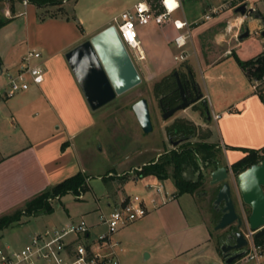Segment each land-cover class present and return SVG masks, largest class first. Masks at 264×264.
Returning a JSON list of instances; mask_svg holds the SVG:
<instances>
[{
	"label": "crops",
	"instance_id": "1",
	"mask_svg": "<svg viewBox=\"0 0 264 264\" xmlns=\"http://www.w3.org/2000/svg\"><path fill=\"white\" fill-rule=\"evenodd\" d=\"M64 1L68 2V0ZM118 1L121 2L122 0H116V2ZM191 1L194 3V0ZM213 1L214 4L212 1L208 4L219 5L223 0ZM253 1L257 3V0ZM259 1L264 2V0ZM184 3L185 0H181V8L177 10L182 12L183 17L175 16L176 18H186L183 12ZM133 4L123 6L121 11ZM201 4L203 5V3ZM21 6H23V9H21ZM31 6L36 14L35 8L37 6L31 2L25 5L23 0H0V16L3 19H10L7 24L0 28V52L3 45L10 48L6 59L0 62V67L2 64L6 65V71L16 70L27 50L35 48L31 45L34 37H36L32 30V27L35 26L34 21L31 23L30 19H25L23 27L20 25V18L27 15ZM206 6H200L203 13ZM235 9L225 7L218 13L213 14L210 19H207L209 21L207 25L200 22L201 18H195V16L191 20L186 18L192 23V37L185 47L188 58L184 61L188 68V75H192L195 83L200 86L210 111V114L206 112V118L203 120L205 112L203 113L202 108L199 107L198 115L200 119L197 124L207 128V138L211 139L212 143H216L217 148L223 149L228 165H232L246 155L244 148L258 149L264 147V102L261 100L259 93L253 89L246 72L238 64L235 57L236 51L234 50L243 41V39H240V32L246 20L250 34L261 29L264 35V29H262L264 28V17L261 16V13L248 15L246 18L245 16H237L238 13ZM112 19V17L106 18L91 31L82 30L79 25L65 20H48L42 23V26H44L48 22H52L51 24L60 27L65 35L70 34L57 48H52L47 43L51 48L49 47L43 58L46 67L44 82L39 85H32L28 90L21 92L18 97L16 95L7 97L2 94L1 89L3 86L0 85V98L10 101L9 110L12 113L8 117V122L6 121L7 127L5 129L12 130V132L20 131V135L16 136L14 142L8 143L6 146L0 145V216L11 209L16 211L23 208L28 200L39 193L77 172H83V170L77 168V155L73 142H69L63 150L64 141L62 142V140L68 138L70 141L75 135L74 133L85 129L91 124V121L97 117V113L91 110L87 103L68 64L65 53L78 43L112 24ZM151 24L158 28L167 43H174L173 39L177 31L171 21H166L163 24L152 22ZM39 28L41 29V27ZM236 34H239V39L235 37ZM142 35H144V31H141V44L144 39ZM19 41H24L27 47L17 56L18 50L15 49L14 44ZM235 41L236 44L233 45ZM179 52L180 49L175 55ZM137 57L139 58V53ZM241 59L247 60L250 58ZM175 62L177 65L183 63ZM197 67L203 79H213L218 84L223 80L234 79L233 91L227 98L219 95L216 99H212L207 84L204 88L202 86L201 77L197 74ZM1 72H3V69H1ZM33 105L38 107L39 112H36L38 119L31 122L36 131L34 136L30 137L24 125L30 121L27 112L30 111V106ZM14 114L19 115L15 118L16 120ZM214 114H219V118L216 119ZM50 124H53V129L44 135L41 130ZM61 128L65 129L63 139L59 131ZM80 158L78 156V162ZM153 177L155 178V176ZM164 180L158 179L159 184H162L168 192L166 197L164 198L163 194H157L148 188L152 193L144 199L150 209L149 212L143 218L121 228L116 234V239L120 241L123 247L121 259L128 249L130 241L126 240V242L122 236L120 237V234L137 222L150 218V214L157 211L158 216L168 225L167 235L171 240L170 243L172 242V256L167 261L168 264H195V260L198 259L186 260L181 256L196 249L198 250L197 255L200 257L210 248L209 256L211 258L208 262L203 261L200 264H223L216 253L210 219L203 212L195 210L198 217H193V221L189 222L183 201L181 203L179 198L180 196L183 198V195L177 194L178 188L174 183H172L174 189H171L167 185L170 180ZM236 195L242 207L243 203L239 193ZM128 197H119L113 193L107 196L105 202L101 201L100 198H96V205L92 208L83 212L67 211L66 215L56 217L59 220L51 217L54 211L46 213L50 217L44 229L61 226L71 221H86L90 224H96L100 209L108 210ZM153 199H156V206L152 203ZM52 203H54V199ZM243 215L242 207V217ZM96 229L99 230V228ZM245 229L246 227H244ZM226 237L227 234L223 237L222 243H224ZM148 258H150V254L147 253L146 259ZM237 262L238 260L231 264Z\"/></svg>",
	"mask_w": 264,
	"mask_h": 264
},
{
	"label": "rangeland",
	"instance_id": "2",
	"mask_svg": "<svg viewBox=\"0 0 264 264\" xmlns=\"http://www.w3.org/2000/svg\"><path fill=\"white\" fill-rule=\"evenodd\" d=\"M137 1L138 0H122L121 2H116V0H68V2H65L63 0V3L59 6L35 8L36 14L31 6L28 9L27 15H23L20 18V25L23 27L25 19H30L31 23L34 21L35 26L32 27V30L36 37H34L31 45L42 51L44 58L50 46L52 48H57V46L64 42L70 34L65 35L64 32L61 31V28L52 25V22H48V24L44 26H42V23L48 20H65L70 21L72 24L79 25L82 30L91 31L108 17H112L113 19L111 22L114 23V18L122 12L121 8L123 6L131 5ZM211 1L212 3L214 2L213 0H194L193 3L191 0H185L183 5L184 15L188 20H191L193 16H195V18H201L200 22L207 25L209 21H207L204 16L210 14L212 9L218 8L219 12L225 7L236 8L244 2H247L249 6H253L257 11L253 13V15L261 13V16L264 17V2L262 3L259 0H257V3H254L253 0H223L219 5L208 4V2ZM201 3H203V5ZM205 5L207 6L203 13L200 6L204 7ZM155 7L157 10L162 9V6L158 3ZM21 9H23V6H21ZM175 16L183 17V14L181 11H177L174 13L173 17L175 18ZM237 16L243 15L238 13ZM41 17L45 19L41 20ZM246 17L247 16H245V18ZM0 19L3 20V17L0 16ZM39 24L40 26H38ZM39 27H41V29ZM245 29H248L247 20L243 23L240 33L245 31ZM138 30L140 36L141 31H144V35H142L144 38L143 43L137 49L139 58L135 55L133 50H129V52L141 75L142 81L134 88L119 95L109 104L95 111L97 117H95L91 121V124L85 129L74 133L75 135H73L70 141L68 138L63 139L65 129L61 128L59 130L62 134V142L64 141L63 150L67 147L69 142H73L77 160L78 156L81 157L79 162L76 160L78 163L76 165L79 170H83L85 173L87 188L83 191L82 198H79L77 194L73 192L64 194L60 199L55 198L53 203L54 214L51 216L54 219H56L57 216L66 215L67 211L83 212L88 210L96 205V198H100L101 201L105 202L107 196L113 193L117 194L119 197H133L138 195L142 198H147L150 193H152L148 190V186L152 183L159 184L160 181H158L156 176L154 178L152 175L138 178V171L145 164L159 160L160 156L169 154V152L175 148L168 137V132L173 129L175 123L181 122L194 128V133L190 138L191 145H196L203 141L212 142L211 139L207 138V128L197 124L200 119L198 115L199 107L202 108L201 110H203V113L205 112V114L202 113L203 120L206 118V109L204 108L202 100L191 104L184 110L178 111L168 119L163 118L159 99L168 90L165 88V85H170V88L177 87L176 78L173 75L175 70L179 71L182 81H187L190 78L188 75V68L185 62L178 65L176 64L174 55L179 49L175 43H167L162 33L158 31V28H156L154 24L140 25L138 26ZM263 39L264 35L261 29L256 33L250 34L241 41L238 48H234L236 55L244 59L256 57V55L264 52ZM47 43L50 46L47 45ZM235 44L236 41L233 45ZM14 47L18 50V56L20 52L26 49L27 44L24 41H19L14 44ZM9 51L10 48H7L5 45L2 46L0 62L6 59ZM5 66V64H2L0 67V85L2 86L5 85L7 81L8 71H6ZM1 69H3V72H1ZM197 74L201 77L198 67ZM201 80L203 88L206 86L205 84H207L212 99H216L219 95L227 98L233 91V85L235 83L234 79L223 80L219 84L216 80L209 78L203 79V77H201ZM158 85H161L162 90L158 91ZM259 91L264 92V82L260 85ZM21 92H18L16 97L21 95ZM143 97L147 98L150 107L153 123V130L150 133H145L143 131L132 109V105ZM9 105L10 101L5 98H0V145L2 146L14 142L16 136L20 135V131L12 132V130L5 129L7 127L6 121L8 122V117L12 115L9 110ZM30 107V111L27 112L28 116H30V121L24 125V128L28 135L32 137L36 130L31 122L38 119L36 112H39V109L34 105ZM73 110H75V108H73ZM17 116L19 115L14 114V119ZM52 125H46L41 130L42 133L46 135L51 131L53 129ZM174 139L177 140V138ZM217 154L221 163L225 164L226 157L224 156L223 149L217 148ZM208 170L210 171V169ZM170 171H172V168ZM166 180H170L167 184L168 187L174 189L172 184H175L174 178L169 177L164 181ZM209 180V176L203 178V184L196 192L192 193L194 196L190 193H180L179 190L177 194L183 195V198L182 196L179 198L181 203L183 201L185 213L187 214L189 222L193 221V217H198L195 210L203 212L210 219L216 253L221 263L224 264L221 250V245L223 244L222 239L236 227V224H232L225 230L216 229V222L221 215V209L224 204L221 203L218 208H215L214 200L218 192V186L211 185ZM237 193V187L235 183H233V199L237 211L242 215V207L236 195ZM243 207L247 215H249L251 213V208L246 204H244ZM14 212V209H11L1 216ZM49 217L50 216L46 213L22 215L19 221L0 229V248H7L8 246L11 249L22 248L34 234L44 229L48 224ZM149 217L150 218H146L130 226L120 234V237L122 236L125 241H130L128 249L122 256V264H168L167 261L172 256V242L170 243L171 240L167 235L168 225L158 216L157 211L152 212ZM209 250H211V248L208 249L206 253L201 254L200 257H198V250L196 249L184 253L181 257L186 260L192 259V261L193 259H198L195 260L194 263L200 264L203 261L208 262L211 258L209 256ZM147 253L150 254V258L148 259H146ZM236 264L251 263L242 257L238 259Z\"/></svg>",
	"mask_w": 264,
	"mask_h": 264
},
{
	"label": "built area",
	"instance_id": "3",
	"mask_svg": "<svg viewBox=\"0 0 264 264\" xmlns=\"http://www.w3.org/2000/svg\"><path fill=\"white\" fill-rule=\"evenodd\" d=\"M169 1L174 3L172 7ZM23 3L26 5L29 0H23ZM157 3L162 6L161 10L155 7ZM180 8L181 0H138L116 16L112 24L117 27L128 51L133 50L138 56L137 49L141 46L138 26L171 21L177 31L173 41L180 49L174 59L177 62H184L188 58L185 47L192 37V23L186 18L173 17V13ZM250 8L255 9L248 5V9ZM217 12L218 8H214L204 17L210 19ZM235 37L239 39V34ZM45 72L42 51L30 48L23 56L18 68L7 72V81L1 92L7 97H12L18 92L28 90L32 85L44 82ZM262 82H264V74L260 78L251 80V85L256 92H259ZM219 116L214 114L216 119ZM148 188L157 194H163L164 198L168 194L162 184L152 183ZM77 196L82 198L83 190ZM152 203L156 206V199H153ZM149 210L144 198L138 195L125 198L108 210L100 209L96 224L71 221L61 226L38 231L22 248L11 249L9 246L0 248V264H121L123 247L115 235L121 228L143 218ZM243 214L242 218L246 223L244 234L248 240L243 257L251 264H264V238L258 240L259 237L255 236L256 230L248 227L249 215L244 207Z\"/></svg>",
	"mask_w": 264,
	"mask_h": 264
},
{
	"label": "water",
	"instance_id": "4",
	"mask_svg": "<svg viewBox=\"0 0 264 264\" xmlns=\"http://www.w3.org/2000/svg\"><path fill=\"white\" fill-rule=\"evenodd\" d=\"M235 11L242 15H253L257 12L253 8L248 9L247 3L239 5ZM249 34V29H245L241 33L240 39L248 37ZM65 57L93 111L109 104L142 81L133 58L114 24H110L69 49L65 53ZM173 75L176 78L181 101L164 111L163 118L165 119L172 117L178 111L186 109L197 101L202 100L203 104L207 102L199 85L198 88L195 86V97L189 98V91L184 85L179 71L175 70ZM132 109L143 131L145 133L152 132L153 123L147 98L143 97L136 101L132 105ZM206 112L210 114L208 109ZM182 175L187 181H199L201 175L209 176L210 184L219 186L214 205L215 208H218L221 203L224 205L215 227L220 230L237 224L238 228L234 232V243L224 242L221 245L223 256L226 258L224 264H230L242 258L246 253L245 247L248 244L244 234L246 223L237 211L233 199V183L237 187L242 203L251 208L247 220L248 227L251 230H256V237L263 236L264 159L238 174H234L231 165H221L219 161H215V166L206 168L202 165L201 170L197 171L194 170V167H188L183 170ZM232 251L235 253L230 255Z\"/></svg>",
	"mask_w": 264,
	"mask_h": 264
},
{
	"label": "trees",
	"instance_id": "5",
	"mask_svg": "<svg viewBox=\"0 0 264 264\" xmlns=\"http://www.w3.org/2000/svg\"><path fill=\"white\" fill-rule=\"evenodd\" d=\"M29 2L35 4L39 8H46L49 6H59L63 3V0H29ZM45 19L41 17V20ZM10 19H0V28L7 24ZM238 64L246 72L250 80L253 78H260L264 74V52L260 53L256 57L243 60L235 55ZM168 89L167 92H171L167 96L170 106H174L179 97V90L170 88V85H165ZM158 91L162 90L161 85L157 87ZM166 92V93H167ZM261 100L264 102V92H258ZM165 94V93H164ZM206 101V99H205ZM204 108L208 109L207 102L204 104ZM179 130L183 131L185 141L179 147L172 149L169 154L160 156L157 161L145 164L142 169L138 171V178L147 175L156 176L158 179L164 180L169 177H173L176 187L180 193H194L203 184V180L199 181H187L184 179L182 172L185 165H193L195 170H201V166L209 168L215 166V157L217 156L216 143H210L208 141L199 142L196 145L190 144V138L194 133L192 126L178 122ZM178 130V131H179ZM172 133L174 131L171 129ZM243 149V148H242ZM246 155L231 165V168L235 174H238L245 169L249 168L253 164L264 159V147L261 148H244ZM172 168V171H170ZM203 176V175H201ZM86 176L83 172H77L76 174L69 176L57 183L53 187L39 193L35 197L28 200L23 208L16 210L12 214H6L0 217V229L11 225L12 223L19 221L22 215H37L41 213H51L54 211L52 200L55 198H61L68 192L79 194L81 189L84 191L87 188ZM263 236H260L258 240H262Z\"/></svg>",
	"mask_w": 264,
	"mask_h": 264
},
{
	"label": "flooded vegetation",
	"instance_id": "6",
	"mask_svg": "<svg viewBox=\"0 0 264 264\" xmlns=\"http://www.w3.org/2000/svg\"><path fill=\"white\" fill-rule=\"evenodd\" d=\"M189 77L190 78L187 81L183 80V83H184V85L186 86V88L189 91V98H193V97H195V94H196L195 86H196V88H198V85L195 83L194 78L192 77V75H189ZM175 89H178V88L176 87ZM170 93L167 92V93L163 94L161 96V98L159 99V105H160V108L162 110V113H164L165 110L173 107V106L169 105V101L167 100V96H169ZM180 101H181V95H180V92H179V97L177 98V102H176L175 105H177ZM173 126H174V131H173V133L171 131L168 132V137H169L170 142L175 146V148H177L182 143H184L185 136L183 134V131L179 130L181 127L179 126L178 123H175ZM178 127H180V128L178 129ZM174 138H177V140H175ZM215 159H216V161H219L221 165H228L227 162L225 164L221 163L220 159L218 158V154L215 157ZM188 167H193V165H185L184 170L187 169ZM194 170H195V168H194ZM203 178H204V176L200 177V179H202V180H203ZM218 188H219V186H218ZM235 226L236 227L227 234V237H226L224 242H226V243H234V239H235L234 232L238 229L237 228V224ZM234 253H235V251H232L230 255H233ZM222 257H223V260L225 261L226 258L223 256V253H222Z\"/></svg>",
	"mask_w": 264,
	"mask_h": 264
},
{
	"label": "bare ground",
	"instance_id": "7",
	"mask_svg": "<svg viewBox=\"0 0 264 264\" xmlns=\"http://www.w3.org/2000/svg\"><path fill=\"white\" fill-rule=\"evenodd\" d=\"M169 5L172 7L174 3L172 1H169Z\"/></svg>",
	"mask_w": 264,
	"mask_h": 264
}]
</instances>
